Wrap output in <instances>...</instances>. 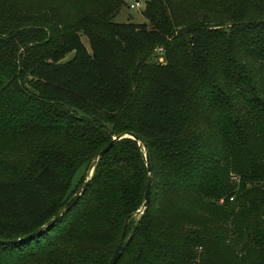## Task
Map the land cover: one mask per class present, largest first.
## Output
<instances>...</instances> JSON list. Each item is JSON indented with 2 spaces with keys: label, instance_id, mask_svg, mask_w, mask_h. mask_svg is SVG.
I'll list each match as a JSON object with an SVG mask.
<instances>
[{
  "label": "trees",
  "instance_id": "obj_1",
  "mask_svg": "<svg viewBox=\"0 0 264 264\" xmlns=\"http://www.w3.org/2000/svg\"><path fill=\"white\" fill-rule=\"evenodd\" d=\"M0 0V264H264V0ZM88 40L89 48L82 37ZM72 58L62 61L67 53ZM84 171L73 186L78 170Z\"/></svg>",
  "mask_w": 264,
  "mask_h": 264
},
{
  "label": "water",
  "instance_id": "obj_2",
  "mask_svg": "<svg viewBox=\"0 0 264 264\" xmlns=\"http://www.w3.org/2000/svg\"><path fill=\"white\" fill-rule=\"evenodd\" d=\"M123 137H130L133 139H136V137L129 132H125V133H121L118 134L116 136H114L111 141L105 146L103 147L92 159L91 163L89 164L87 170H86V175H85V179L83 181V183L81 184V186L76 190V192L71 196V198L64 204V206L62 208H60L56 214L51 217L45 224H43L42 226H40L38 229H36L35 231L25 235L24 237L21 238H17V239H0V243L3 244H9V243H14L17 241H21V240H25V239H32L34 238L36 235H39L41 233H43L46 229H48L56 220H58L63 214H65L74 204L75 202L79 199L80 195L86 190L87 186L89 185L90 182V178L93 172V169L98 161V159L104 154L106 153L114 144L116 141L120 140ZM143 148L145 150V158H146V166L148 169V177H147V181H146V186H145V191H144V196H143V202H142V206L141 208L133 214H129L123 223V227L121 229V233L120 236L118 238V241L116 243V246L108 260L107 264H114L122 247V244L124 242V238H125V234H126V229H127V225H128V221L131 217H133L136 214H140L144 211V209L147 207L148 205V201H149V196H150V188H151V173H152V169H151V165H150V161H149V157L146 151V147L145 145H143Z\"/></svg>",
  "mask_w": 264,
  "mask_h": 264
},
{
  "label": "rangeland",
  "instance_id": "obj_3",
  "mask_svg": "<svg viewBox=\"0 0 264 264\" xmlns=\"http://www.w3.org/2000/svg\"><path fill=\"white\" fill-rule=\"evenodd\" d=\"M126 4L121 7L120 12L118 13L116 20L119 22H134V23H143L146 22L145 17L142 15V10L144 8V3L146 0L140 1V6H135L134 8L130 7V4H134L136 0H125ZM83 43L89 48L88 40L85 36L82 37ZM73 53H67L62 61H67L72 58ZM84 171V167H81L78 172L75 174L73 179V186L76 185L78 179Z\"/></svg>",
  "mask_w": 264,
  "mask_h": 264
},
{
  "label": "built area",
  "instance_id": "obj_4",
  "mask_svg": "<svg viewBox=\"0 0 264 264\" xmlns=\"http://www.w3.org/2000/svg\"><path fill=\"white\" fill-rule=\"evenodd\" d=\"M140 1L136 0L134 4H130L131 8H134L135 6H140Z\"/></svg>",
  "mask_w": 264,
  "mask_h": 264
}]
</instances>
